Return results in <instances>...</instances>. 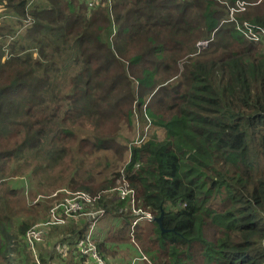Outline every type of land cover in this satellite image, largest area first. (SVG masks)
Returning <instances> with one entry per match:
<instances>
[{
    "label": "trees",
    "instance_id": "trees-1",
    "mask_svg": "<svg viewBox=\"0 0 264 264\" xmlns=\"http://www.w3.org/2000/svg\"><path fill=\"white\" fill-rule=\"evenodd\" d=\"M236 1L0 0V264H90L78 253L84 217L48 230L37 262L10 180L30 159L58 165L80 144L123 159L117 133L135 120L166 133L133 147L125 166L139 207L164 211L163 230L141 221L134 244L127 203L107 202L99 254L113 264H264V38L236 25L264 29V0H242L231 17ZM116 180L65 178L89 194Z\"/></svg>",
    "mask_w": 264,
    "mask_h": 264
},
{
    "label": "rangeland",
    "instance_id": "rangeland-1",
    "mask_svg": "<svg viewBox=\"0 0 264 264\" xmlns=\"http://www.w3.org/2000/svg\"><path fill=\"white\" fill-rule=\"evenodd\" d=\"M246 3L248 6L249 3ZM201 43L205 42H200L197 46L207 47V44L200 45ZM79 129H89V127H76L75 130ZM88 133V131L78 132V143L86 139ZM117 136L119 137V140H117L119 143L129 147V150L124 152L123 159H120L119 155L112 151L95 152L92 155L90 154L91 145L86 143L73 148L71 156L69 154L62 155L58 165L50 160L41 163L39 159L33 158L30 159V166L19 170V175L10 180L11 184L17 188L14 202L19 209H28L29 213L26 214L25 219L30 222L31 226L44 221L48 217L53 202L51 198L53 193L62 189L69 190L70 184L65 182L66 176L74 177L73 184L82 183L83 181L93 187H99L107 182L114 181L117 178H115V175L125 168L129 162L133 147L139 146L151 137L162 141L166 138V133L163 128L157 129L150 122L147 125H138L135 120L133 127L122 123ZM89 142L92 144L91 141ZM79 155L83 156L81 164ZM47 164H50V166ZM103 220L101 227L102 224H105ZM80 223L81 220L78 221V224Z\"/></svg>",
    "mask_w": 264,
    "mask_h": 264
},
{
    "label": "built area",
    "instance_id": "built-area-1",
    "mask_svg": "<svg viewBox=\"0 0 264 264\" xmlns=\"http://www.w3.org/2000/svg\"><path fill=\"white\" fill-rule=\"evenodd\" d=\"M246 6V2L240 0L236 1L235 5L231 8V17H233L235 13L244 12ZM236 25L238 31L251 41L258 42L264 38V29L260 26L248 22L242 24L236 22ZM206 44L207 42L201 43L200 45ZM139 167L140 165L137 164L135 169ZM51 198L53 202L48 217L44 221L34 224L25 234L26 245L29 250L32 251L38 263V246L44 242L47 231L54 227L65 226L69 220H77L84 217L87 222V230L79 243L78 253L86 258L90 264H113L105 260L104 257L99 254L97 245L94 241L98 223L107 214V209L104 207V204L107 202L117 201L127 203L128 209H130L135 216L131 233L132 242L134 244H137L133 235L134 227L141 221L150 223L154 222L155 219L150 211L139 207L137 193L127 179L126 168L120 170L116 183L111 188L95 194L62 189L53 193ZM184 207H186V205ZM143 258L146 259V257Z\"/></svg>",
    "mask_w": 264,
    "mask_h": 264
},
{
    "label": "water",
    "instance_id": "water-1",
    "mask_svg": "<svg viewBox=\"0 0 264 264\" xmlns=\"http://www.w3.org/2000/svg\"><path fill=\"white\" fill-rule=\"evenodd\" d=\"M163 219H164V211H161L160 216L154 219V222L157 223L159 227L162 228V230H163V225H162Z\"/></svg>",
    "mask_w": 264,
    "mask_h": 264
},
{
    "label": "crops",
    "instance_id": "crops-1",
    "mask_svg": "<svg viewBox=\"0 0 264 264\" xmlns=\"http://www.w3.org/2000/svg\"><path fill=\"white\" fill-rule=\"evenodd\" d=\"M106 226H107V224H102L103 230L104 229L106 230Z\"/></svg>",
    "mask_w": 264,
    "mask_h": 264
}]
</instances>
